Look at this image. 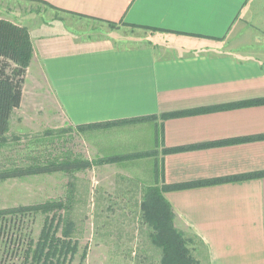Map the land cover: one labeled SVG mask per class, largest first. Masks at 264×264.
I'll return each mask as SVG.
<instances>
[{"label":"crops","instance_id":"1","mask_svg":"<svg viewBox=\"0 0 264 264\" xmlns=\"http://www.w3.org/2000/svg\"><path fill=\"white\" fill-rule=\"evenodd\" d=\"M37 1L70 16L26 24L33 58L25 89L34 75L35 91L71 124L184 112L154 126H119L100 143L106 155L156 151L129 176L157 185L264 170V138L249 139L264 135V103L219 107L264 99V0ZM89 19L160 36L141 45L88 38L76 31ZM181 146L191 147L163 152ZM164 196L203 241L208 264H264V177Z\"/></svg>","mask_w":264,"mask_h":264},{"label":"rangeland","instance_id":"2","mask_svg":"<svg viewBox=\"0 0 264 264\" xmlns=\"http://www.w3.org/2000/svg\"><path fill=\"white\" fill-rule=\"evenodd\" d=\"M51 6L37 0H0V17L26 25L31 19L70 16L59 14ZM83 23L77 33L88 38L108 36L123 45H141L160 36L159 31L123 21L89 19ZM34 80V75L29 78L21 106L14 111L6 138L0 142V216L13 218L7 232L6 228L0 232V264H23L30 240L34 248L54 215L73 223L71 238L77 250L67 264H160L161 248L152 243L150 227L141 217L143 191L150 185L129 176L134 163L151 155L141 151L136 152L142 153L139 156L105 162L115 155H106L100 143L115 132L137 125L134 122L145 126L148 121L154 126L152 120L165 118L73 125L54 103L50 107L52 102L44 91H35ZM49 158L54 165L52 171L15 175L33 164L45 165ZM66 160L71 162L62 165ZM77 165L79 168H75ZM48 200L58 202L62 208L55 207L48 213L29 208ZM21 206L23 211L9 212ZM173 224L188 240L193 239L187 242L192 255L200 264H208L200 241L187 225L177 216ZM13 243L15 246H11Z\"/></svg>","mask_w":264,"mask_h":264},{"label":"trees","instance_id":"3","mask_svg":"<svg viewBox=\"0 0 264 264\" xmlns=\"http://www.w3.org/2000/svg\"><path fill=\"white\" fill-rule=\"evenodd\" d=\"M113 23V22H111ZM156 30V29H155ZM33 57V42L30 31L27 25L22 22L11 20L7 17H0V142L6 138L9 130L10 120L14 111L21 106L23 93L25 89L26 76L28 67ZM264 103V99L237 102L235 104L219 106L221 108L231 106H241L248 104ZM184 112L163 113L162 118L180 115ZM157 115L149 117H137L126 121L152 119ZM114 122V121H112ZM117 122V121H115ZM93 125L99 123H92ZM89 124V125H92ZM47 132L49 130H46ZM252 138H264V135H259ZM236 139L225 140L223 143L233 142ZM242 140V139H241ZM221 143V142H220ZM187 147H172L163 149V152H172ZM155 150L145 151L143 154L154 155ZM132 155L111 156L104 159L105 162H116L122 158L129 156H139L142 153H129ZM52 158V157H51ZM49 158L45 165L33 164V166L22 170L15 175H24L30 173L49 172L54 168L53 161ZM72 158V157H70ZM76 160L79 164L81 160ZM71 160H66L62 165L69 164ZM74 164H77L73 162ZM91 164H88L90 166ZM75 168H79L78 165ZM19 174V175H18ZM264 177L263 171H256L252 173H243L239 175H230L224 178L206 181V182H191L178 184H157L145 187L143 191V200L141 201V217L144 223L150 227V239L152 243L161 248L160 264H200L193 255L188 246L189 239L186 234L174 227V219L177 214L172 204L164 196V192L177 190L197 185L212 184L214 182H234L240 180H247L252 178ZM23 207L13 208L9 212L16 213V210L23 211ZM62 208V205L55 201H45L34 206L29 205V208L40 210L42 213H48L53 208ZM18 212V211H17ZM17 215V214H16ZM14 215V218L20 217ZM13 218L0 216V232L5 230L7 232V225ZM49 224L43 229L34 248L31 247V241L26 249L25 262L23 264H67L69 258L76 252V246L73 244L71 238L72 224L64 222V217L56 219V215L50 219ZM63 221V222H62ZM193 236L196 237L204 251L205 245L201 238L191 229ZM5 233V231H4ZM20 234V233H19ZM7 237H10L8 234ZM18 237V236H16ZM69 238V239H67ZM20 240V237H18ZM15 246V244H11ZM13 248V247H12ZM194 251V250H193ZM207 260V259H206Z\"/></svg>","mask_w":264,"mask_h":264}]
</instances>
